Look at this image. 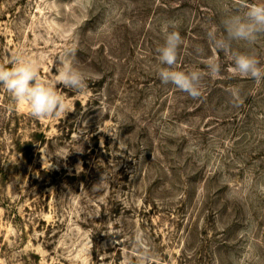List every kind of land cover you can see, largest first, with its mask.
<instances>
[{
	"label": "rangeland",
	"instance_id": "1",
	"mask_svg": "<svg viewBox=\"0 0 264 264\" xmlns=\"http://www.w3.org/2000/svg\"><path fill=\"white\" fill-rule=\"evenodd\" d=\"M246 10L0 0V65L31 58L51 82L71 50L88 77L57 85L71 111L42 119L0 85V264H137L150 248V264H264V81L230 70L237 52L264 67V34L229 47L225 31ZM166 25L176 70L203 77L197 99L159 79Z\"/></svg>",
	"mask_w": 264,
	"mask_h": 264
},
{
	"label": "clouds",
	"instance_id": "2",
	"mask_svg": "<svg viewBox=\"0 0 264 264\" xmlns=\"http://www.w3.org/2000/svg\"><path fill=\"white\" fill-rule=\"evenodd\" d=\"M236 2L247 10L243 15L234 14L225 19L226 43L229 47L232 40L253 45L258 37L264 34V4H246L244 0H236ZM163 30L164 43L156 49L157 59L162 66L158 71L159 79L164 84L174 85L193 99L199 98L202 95L203 81L200 71L176 70L179 50L183 43L179 31H168L167 25ZM58 60L54 81L50 82L42 79L39 65L35 60L18 57L12 61L11 67L0 65V85L15 101L21 104L26 103L30 109V115L36 119L70 112L71 109L65 97L57 90V85L81 92L88 87V77L81 68L76 66L71 50L59 56ZM233 61L234 64L230 70L234 75L251 78L257 83L264 81V67L255 56L237 52L233 56ZM209 68L213 73H219L218 65L211 64ZM231 94L234 99L238 98L236 92ZM105 181L106 178L103 175L100 182L94 186V190H100ZM148 251L150 254L139 257L137 264H150L152 249ZM128 264L131 262L129 261Z\"/></svg>",
	"mask_w": 264,
	"mask_h": 264
},
{
	"label": "trees",
	"instance_id": "3",
	"mask_svg": "<svg viewBox=\"0 0 264 264\" xmlns=\"http://www.w3.org/2000/svg\"><path fill=\"white\" fill-rule=\"evenodd\" d=\"M244 1H246V0H244ZM219 17L216 15V19H218Z\"/></svg>",
	"mask_w": 264,
	"mask_h": 264
}]
</instances>
